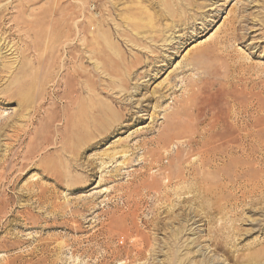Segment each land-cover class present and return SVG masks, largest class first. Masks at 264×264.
I'll return each instance as SVG.
<instances>
[{
    "label": "rangeland",
    "instance_id": "1",
    "mask_svg": "<svg viewBox=\"0 0 264 264\" xmlns=\"http://www.w3.org/2000/svg\"><path fill=\"white\" fill-rule=\"evenodd\" d=\"M139 4L154 17L141 21L138 37L166 27L172 41L99 39L98 25L130 30ZM182 4H173L177 21L153 0H0V264H166L169 232L159 228L177 215H187L180 258L199 249L214 264H251L245 254L264 245V173L251 176L260 200L236 192L229 212L224 200L201 206L197 187L164 176L197 166V147L188 153L183 144L202 140L215 115H224L221 94L241 112L234 121L250 135L247 149L264 145V0ZM149 44L160 57L156 76L152 64L133 69L151 75L142 79L113 76L122 68L88 59L92 48L109 46L126 64ZM67 46H77L69 60ZM200 87L205 93L182 109L180 101ZM234 156L217 163L229 177L245 165ZM221 224H232V233H217ZM145 238L156 240L157 253L137 258L135 245Z\"/></svg>",
    "mask_w": 264,
    "mask_h": 264
},
{
    "label": "bare ground",
    "instance_id": "2",
    "mask_svg": "<svg viewBox=\"0 0 264 264\" xmlns=\"http://www.w3.org/2000/svg\"><path fill=\"white\" fill-rule=\"evenodd\" d=\"M150 1H152V0H150ZM192 1L193 0H159L158 2H154V0H153V6L155 5L156 7H159L160 9L162 8V10L165 13L161 12V14L177 17V15H176L177 11L173 10V4L175 3V4H179L180 6H183L182 3H186V5H187V4H191ZM150 5H151V2H150ZM145 7L146 6H143L142 4H139L138 6L135 5L136 10L133 9L131 16H141V18L137 23L134 22V23L129 24L130 30L127 28H125L121 32H117L115 30H112L111 28L110 29L106 28L107 30H103V29H101V25H98L96 28V32L99 35V39L107 41L111 37L117 38V35H119L120 37H124V38L127 37V41H126L127 43H130L132 41L133 43H136V44H148L145 42L147 40H149L150 42H154V41L159 42L161 40L164 43H167L168 41L169 42L172 41V39L170 38L171 36L169 38H167L166 33H165V32H169L172 29L166 28V27L163 29L157 30V31H150L151 33L148 34V37H141V36L138 37V35L140 34V30H142L141 21L143 19L144 20L147 19V21L149 20L152 24V20H153L152 18L154 17L153 14L149 15L148 13L144 12ZM156 18H157V16H156ZM185 19H188L187 15H185ZM144 20L142 22H144ZM176 20L181 21V14L177 17ZM129 21L131 22V19H129ZM147 21H146V23H147ZM186 22H187V20H186ZM176 23H179V22H176ZM150 29H153V27L151 26ZM70 35H71V30L68 28V36H70ZM220 39L221 38H219V40ZM224 39H226V37H224ZM221 40H223V39H221ZM76 47L77 46H67L65 48V49H67L66 58H68V60H69V58L72 57L71 54H74ZM146 48H148L146 53L140 52V56H136V57L132 58V61H130L126 64L122 63V55L118 57V55L115 53V48H111L109 46H102L98 50H95L94 48H92V50L89 51V58L88 59L91 60V57H90L91 55H94L95 57L99 56L101 62H104L105 64H107L111 68L117 67V66L121 67L122 71L112 70L110 72V73H112L113 76H124L125 77V76L135 75V74H137L136 70H138V69H136L135 71H133V69L137 68V66L139 64H144V66H147V64H152L153 65L152 70L157 71V69L154 67H156V64L158 63L157 59H159L160 57L152 56L153 53L155 52L154 45L152 47L149 44ZM59 51H60L59 49L56 50V55H55L56 60L59 58V55H58ZM82 59H83V57L81 58V60ZM3 67L4 66L1 67L0 73L3 72ZM151 72L152 71H150V73ZM157 73H159V71H157L155 73V76L157 75ZM77 75H79L78 72H76L75 74H68V73L66 74V76H77ZM137 76H141V78L143 79V77L144 78L147 76L150 77L151 75H147L144 73V74H137ZM124 81L125 80L121 81L122 84H125ZM194 83H195V80H189L188 85L192 87V85H194ZM225 83H227V85L228 84L230 85V80L228 79ZM64 86H65V84H64ZM222 87H223V85H219L218 88H220V90H221ZM220 90H219V92H220ZM230 90H232V89H230ZM197 92H198V95H203L205 93V88L204 87L198 88L197 91L192 92L191 95H188L186 98H184L182 101H180V103L183 104L182 109L187 104H189L190 100L195 95H197ZM243 92L245 93V87H243V89H242V93ZM69 99H71V98H69ZM75 100L77 101L76 98H75ZM75 100H73V101H75ZM218 104H221L225 108L224 115L222 116L219 113L217 115H215L213 122L208 125V129L205 131L204 134H202L203 135L202 140L196 142L194 139L191 138L183 144V145H185V148H187L188 153H190L189 150L194 145L197 147L196 148L197 149L196 155H197V159L199 161L198 162L196 160L198 162L197 166L195 167V164H190L191 166L183 164L184 166H190V167H184L183 169H181L180 172L178 171L175 174H172L170 176H164V178H165V181H167V182H171L173 179H176L177 182L184 184L186 186V187L184 186V188L192 189L193 187H197L198 191L202 194L200 205L204 206V207H208V209L211 208L209 200L215 199V201L213 203H218V202L224 200L225 205H224L223 211L225 210V212H229L228 207L226 205L237 200V197L235 195L236 192H239L241 194V198H243L245 200H247V199L251 200L252 198H256L257 200H260V197L258 196L259 195L258 191H259L261 186H260V184H258L259 181L255 183V181H253L251 176L254 177V175H256V173L259 170H261V172L264 173V145H262L258 150L247 149V146L245 145V143H246L245 140L246 139L248 140L250 135L249 134L245 135V133H246L245 127L241 128L235 123V121H237V119H238V115L241 112L240 111H238V112L234 111L235 112L234 113L231 110L232 107H235L237 105L236 102L233 101V105L230 108L228 105L229 104L228 98L227 99L224 98L223 95L221 94V96L218 98ZM227 106H228V108H227ZM120 108H124V106H122V107L120 106ZM244 112H246L245 109H244ZM242 113H243V111H242ZM130 115H131V113H130ZM198 115H200V112L198 113ZM126 116H127V114H126ZM243 116H245V115H243ZM97 118H100V116L98 115ZM123 118H125V115L122 116L121 120ZM129 118H130V116H128V118H126V119L129 120ZM114 119H118V118H114ZM232 119H233V121L235 120L233 122V126H232L233 128L227 129L226 125H228V121H232ZM118 120H120V118ZM168 120H172L171 115L169 116ZM230 126H231V123H230ZM200 130H203V129H200ZM201 133H203V132L201 131ZM198 140H199V138H198ZM247 145H249V144H247ZM234 155L244 158L245 159V165L242 164V165L238 166L237 169H234V174L233 175L231 174V177H229L231 172L225 171V165L224 164H223L224 165L223 167L221 164V167L219 168L217 163L219 161H226V162L230 163L232 161V158ZM197 162H195V163H197ZM218 171H219V174H221V176H219V180H215L214 177L209 178V175H213L214 172H218ZM228 173H229V175H228ZM204 174H206L207 176L205 177ZM249 174H251V175L249 176ZM244 175H245V180H243L241 178ZM248 182H250V184H248ZM261 185H262V187H264L263 186L264 184H261ZM172 192H173V190H172ZM161 193L163 195L164 192L162 191ZM207 196H210V197L208 198ZM213 203H211V204H213ZM232 207L234 208V205H232ZM230 209H232V208H230ZM197 216H199V215H197ZM197 216H194V217H197ZM185 217H187V215L183 216L181 218H180V216L177 215L173 218V220H172L173 222H170L169 225L166 224L163 228H162V226L159 228L165 232H169L168 237H166L168 243L165 244L166 246H168L167 252L165 254L166 264H214V259L212 257H210L209 255H206L204 252H202L199 249H197L195 251L198 253V255L200 257H202V258H200L199 261L192 260L195 257L193 255L195 252L188 253V255L192 256L191 258H189V257L180 258L179 257V253L177 252L178 242L180 241V237L182 236L181 234L187 230V228H186L187 226L185 224L186 222H184V224H183V221H186ZM190 220L191 219H189V222H190ZM200 221H201V218H200ZM175 224L177 226L176 228H175ZM153 229L155 231H157L156 230L157 226L156 227L153 226ZM233 229H234V227L232 224L229 225V227L227 225L225 226V225L221 224V225H218V229L215 231H217V233H221L224 230V231H227L228 233H232ZM233 234H234V232H233ZM227 238H229V237H227ZM214 240H215V238H214ZM192 241H199V238L193 239ZM253 245H256V244H253ZM155 246H157L155 239L152 240L149 238H145V240H142L140 246L135 245L136 248L134 250L136 252V257L137 258L142 257L146 251L149 253V255H156L157 248L154 249ZM263 246L260 245L258 248H253L252 251L250 250V252L248 254H245V263L262 264L261 261H264V247ZM187 250H188V247H187Z\"/></svg>",
    "mask_w": 264,
    "mask_h": 264
}]
</instances>
